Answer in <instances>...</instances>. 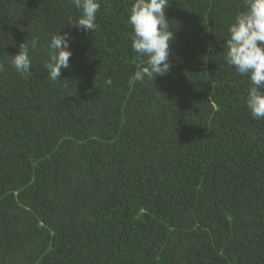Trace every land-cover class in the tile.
Returning a JSON list of instances; mask_svg holds the SVG:
<instances>
[{"label": "trees", "instance_id": "1", "mask_svg": "<svg viewBox=\"0 0 264 264\" xmlns=\"http://www.w3.org/2000/svg\"><path fill=\"white\" fill-rule=\"evenodd\" d=\"M133 2L100 0L85 32L70 0H0V264H264V119L224 59L244 2L168 0L171 71L129 86Z\"/></svg>", "mask_w": 264, "mask_h": 264}, {"label": "clouds", "instance_id": "2", "mask_svg": "<svg viewBox=\"0 0 264 264\" xmlns=\"http://www.w3.org/2000/svg\"><path fill=\"white\" fill-rule=\"evenodd\" d=\"M80 10L79 17L71 22L80 31L92 32L96 28L100 0H70ZM244 9L238 12L227 27L226 63L234 67L237 74L250 80L245 104L254 120L264 119V0H243ZM168 0H134L126 23L132 28V51L146 57V63L136 70L128 80L129 86L136 83L154 82L157 76H165L171 71L170 43L174 32L170 30L166 16ZM62 29V28H61ZM61 29L51 37L49 47L52 54L44 63L49 79H61V69L69 68L72 56L71 34H61ZM33 49L38 40L30 42ZM11 66L21 75L30 74L31 59L29 44L23 41L19 50L11 56ZM4 70L0 65V72ZM111 84L109 78L106 81Z\"/></svg>", "mask_w": 264, "mask_h": 264}]
</instances>
